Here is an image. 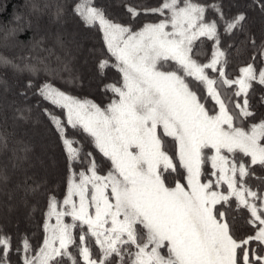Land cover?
I'll return each mask as SVG.
<instances>
[{"label":"snow or ice","instance_id":"1","mask_svg":"<svg viewBox=\"0 0 264 264\" xmlns=\"http://www.w3.org/2000/svg\"><path fill=\"white\" fill-rule=\"evenodd\" d=\"M74 11L87 26L102 29L122 79L120 86H106L117 99L102 109L47 80L34 84L40 70L33 65L14 66L32 77L21 95L32 91L66 110V121L49 115L70 161L87 165L86 171L72 173L62 202L50 199L42 246L33 248L24 237L15 249L21 264H81V258L83 264H264V177H257L255 188L249 184L254 166L264 169V119L254 122L249 98L254 82L264 85V67H255L253 56L240 77L229 79L221 48L222 36L244 28L245 15L228 19L215 2L162 0L160 7L145 12L163 19L135 30L108 20L94 0H83ZM128 12L133 18L140 15L133 7ZM61 15L58 7L57 20ZM201 37L214 43L207 63L191 55ZM251 43L264 65V43L258 49L255 40ZM108 66L107 59L98 65L101 73ZM66 70V65L46 69L53 77ZM188 78L206 87L218 114H209ZM67 126L92 138L110 162L105 174L98 170L103 161L98 164L91 152L81 154L73 146ZM0 143L7 145L2 137ZM61 204L64 211L58 210ZM241 209L251 226L244 235L237 234L233 215ZM68 216L71 224L64 222ZM11 251V238L0 236V264H10Z\"/></svg>","mask_w":264,"mask_h":264},{"label":"trees","instance_id":"2","mask_svg":"<svg viewBox=\"0 0 264 264\" xmlns=\"http://www.w3.org/2000/svg\"><path fill=\"white\" fill-rule=\"evenodd\" d=\"M82 2L83 0H0V80L4 82L0 83V137L7 141L6 146L0 144V147L5 149L0 154V158L5 154V157H9L6 149L19 147L21 144L22 149L33 147L34 155H46L50 160L59 162L60 168L51 179L44 170L38 173V177L33 176L32 172L22 176L21 173L16 172L12 176L17 170L16 161L10 162L11 166L8 161L0 163V188L2 185L4 187L2 192H7L8 196L3 198L5 202H8L15 189L22 185L34 189L47 180L53 183L41 193L33 195L32 199L25 194L20 195L22 205H27L29 213L33 211L27 224L21 222L15 224L16 218L12 216L6 218L5 213L0 212V236L10 237L13 248V251L8 253L10 264L20 263L21 255L15 249L21 245L24 237H28L33 248L38 249L44 233L43 224L47 217L50 199L55 197L57 201L61 200L72 172L79 173L86 171L87 168L86 162L81 164L70 161L63 137L49 115L51 113L61 121H66V110L51 104L32 91H28L26 96L21 95L25 91L27 81L32 77L29 72H19L14 66L23 68L25 65H33L40 70L38 77L33 81L34 84L39 85L47 80L74 96L91 98L103 108H106L116 97L106 86L120 84L122 79L121 73L112 66L115 64V58L107 49L102 29L98 25L87 26L75 13L76 5ZM212 2L222 7L228 19L241 13L246 17V23L241 31L233 36L221 37V48L225 50L228 60L223 70L228 78L235 79L240 76L241 68L252 63L253 56L256 57L255 67L258 69L264 67L260 63L261 57L253 50L251 43V40H255L257 49L264 43V11H262L264 0H199L201 4ZM161 3L162 0H94L95 6L104 11L106 18L132 26L135 30L148 22L163 18L158 14L145 12V9L160 7ZM58 7L62 10L60 20L56 18ZM128 7L136 8L140 15L133 18L128 12ZM209 15L215 17L216 14L209 13ZM213 51V41L201 37L196 40L191 55L199 63H207ZM105 59L109 61V66L101 73L98 65ZM4 60L11 63L4 64ZM64 65L70 71L77 69L75 74L71 75L72 78H78L77 81H69L63 72H59L55 77L47 74V68H62ZM206 72L209 76L217 78V72L211 69H207ZM85 77L88 78L87 83L83 81ZM189 79L194 81L192 78ZM193 89L209 107V99H206L205 94L199 88ZM228 90L232 91V89ZM262 96H264V85L254 82L249 98L250 103L255 107L254 122L256 123L264 119V104L260 103ZM229 108L231 110V105ZM66 134L67 138L73 141V146L81 150V154L85 151L91 152L98 162L103 161L102 166L109 168L110 162L102 157L92 143V138L82 129L67 126ZM19 140L22 142L20 143ZM47 142L51 143V147H46L44 150L36 149L37 144ZM25 157L28 161L33 159L30 155ZM254 167L256 175L249 182L253 188L259 183L257 177H264V169L258 165ZM22 182L24 183L21 184ZM219 207L221 205H217V208ZM233 215L236 216L237 234L244 235L251 227L246 223L249 214L241 209ZM67 219L72 223L70 216ZM78 232L79 228L75 229L74 235ZM88 242L94 243L92 240ZM71 251H75V246L71 247ZM92 251L93 255H96L95 246L92 247Z\"/></svg>","mask_w":264,"mask_h":264},{"label":"rangeland","instance_id":"3","mask_svg":"<svg viewBox=\"0 0 264 264\" xmlns=\"http://www.w3.org/2000/svg\"><path fill=\"white\" fill-rule=\"evenodd\" d=\"M239 15V14H238ZM213 18H215V17H213ZM108 19V18H107ZM161 19H163V18H161ZM161 19H159V20H157V21H153V22H148V23H157V22H159ZM109 20V19H108ZM111 21V20H110ZM111 22H113V21H111ZM114 23H116V22H114ZM148 23H146V24H148ZM117 24H119V23H117ZM120 25H122V26H126V25H123V24H120ZM142 28V27H141ZM196 42V41H195ZM195 42H194V44H195ZM194 44H193V46H194ZM192 58L194 59V60H196L193 56H192ZM197 61V60H196ZM198 62V61H197ZM199 63V62H198ZM65 66V65H64ZM63 66V67H64ZM77 69L75 68V71H76ZM75 71L74 70H66V71H62L67 77H68V79H69V81H77V79L78 78H72L71 77V75H73V74H75ZM240 76H241V74H240ZM240 76H238V77H240ZM211 77V76H210ZM237 77V78H238ZM212 78H214V77H212ZM236 79V78H235ZM86 80H88V78L87 77H85L84 79H83V81L84 82H86ZM89 80H90V78H89ZM190 80V87H192V88H199V90H201L204 94H205V97H206V99L208 98L209 99V104H210V106L209 107H207V105H205V103H204V106H205V108L206 109H209L210 111H209V114L210 115H212V114H218V112H219V106L218 105H216L215 104V101L209 96H207V90H206V87L204 86V85H202V84H199L198 83V81L196 82V81H192L191 79H189ZM87 83V82H86ZM121 83V82H120ZM116 86H120V84H115ZM56 87V86H55ZM238 87V86H237ZM56 88H58V87H56ZM59 89V88H58ZM61 90V89H60ZM194 90V89H193ZM61 91H63V90H61ZM227 91H229V92H231L230 90H228L227 89ZM65 93H67V94H69V95H71V96H73V97H75V98H77V99H80V100H87V101H90V102H92V103H95L96 105H98L94 100H92L91 98H81V97H77V96H74V95H72V94H70V93H68V92H66V91H64ZM198 95V94H197ZM199 96V95H198ZM114 99H117V97H114L112 100H111V102L114 100ZM207 99V100H208ZM110 102V103H111ZM109 103V104H110ZM99 106V105H98ZM100 107V106H99ZM102 109H103V107H101ZM214 110V111H213ZM35 123H38L37 121H35ZM37 126V125H36ZM36 128V127H35ZM19 142L21 143L22 141L21 140H19ZM18 142V143H19ZM48 143V144H47ZM47 143H45V144H43V143H39V144H37V150H40V149H42V150H44V149H46V147H51V143H49V142H47ZM1 144V143H0ZM21 145V144H20ZM19 145V147H15V148H9V149H6L7 150V154H8V156L9 157H5L6 156V154L3 156V154H2V158H0V163H3V162H5V161H8L9 163L11 162H15L16 161V164H17V170L12 174V176H14L15 174H16V172L17 173H21V176L24 174V175H27L29 172H32L33 173V176H35V177H38V173H40V171L41 170H44L45 172H47V174H48V176H49V178L51 179V177H55V173H56V170H60V168H59V162H54V161H52V160H50L49 159V157H47L46 155H42V156H38V155H34L35 154V150H34V148L32 147H30V148H25V149H22L21 148V146ZM3 147H0V154L3 152V151H5V149H2ZM27 155H30V156H33V159L31 160V161H28L27 159H26V157L25 156H27ZM12 160V161H11ZM98 162V161H97ZM9 164L10 166L12 165V164ZM98 164H100V162H98ZM60 165H62L61 163H60ZM19 167V168H18ZM99 171H101V174H105L106 172H107V170H108V167H106V166H102V164H101V166H100V169H98ZM73 173V172H72ZM202 179H203V177H202ZM212 179L214 180L215 179V177H212ZM71 180H72V175H70V177L68 178V180H67V185H66V189H65V191H64V193H63V196H62V198H61V200H59V202H62L65 198H66V196H67V191H68V188H69V186H70V183H71ZM183 182V181H182ZM24 182H22L21 184H23ZM3 184V183H2ZM5 184V183H4ZM53 183L51 182V180H47V181H44V182H42V183H40V184H38L37 185V187H34V189H30L28 186H20V187H17L16 189H15V191L11 194V196L9 195V193H8V195L10 196V198L8 199V202H5L4 201V197H8L7 196V192L6 193H3L2 192V185H1V188H0V212H1V214L3 213H5V217L7 218H9V217H14V218H16L17 220H16V222H15V224L16 223H19V222H21V223H23V224H27V222L31 219V217H32V215H33V211H31L30 213H29V210H28V207H27V205H22V201H21V194H25V195H27L28 196V198L29 199H32V197H33V195H35V194H37V193H41L45 188H48L49 186H51ZM224 188H226L227 186L226 185H224L223 186ZM4 188V187H3ZM73 199L77 202V204L79 203V197L78 196H75V197H73ZM48 210H49V208H48ZM47 210V211H48ZM58 210L59 211H64L65 209H64V207L62 206V204H61V206L58 208ZM68 217H64V222L65 223H69V224H71V222H69V219H67ZM14 223V222H13ZM46 223H48V218L46 217V220H45V222H44V224H43V227H44V225L46 224ZM51 223H55V217H53L52 218V221H51ZM46 232H45V230H44V233H43V237H42V241H41V244L39 245V247L40 246H42V244H43V241H44V239H45V237H46ZM38 247V248H39ZM70 251H71V248L69 249ZM81 261H82V258H81ZM83 262V261H82ZM19 264H21V261H20V263ZM83 264V263H82Z\"/></svg>","mask_w":264,"mask_h":264}]
</instances>
